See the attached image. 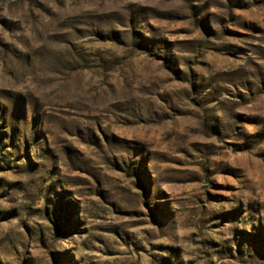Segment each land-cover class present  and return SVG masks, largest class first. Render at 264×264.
<instances>
[{"label":"rangeland","instance_id":"1","mask_svg":"<svg viewBox=\"0 0 264 264\" xmlns=\"http://www.w3.org/2000/svg\"><path fill=\"white\" fill-rule=\"evenodd\" d=\"M0 264H264V0H0Z\"/></svg>","mask_w":264,"mask_h":264}]
</instances>
